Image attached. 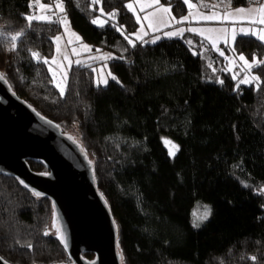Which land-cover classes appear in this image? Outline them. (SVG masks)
Instances as JSON below:
<instances>
[{
	"label": "trees",
	"instance_id": "obj_1",
	"mask_svg": "<svg viewBox=\"0 0 264 264\" xmlns=\"http://www.w3.org/2000/svg\"><path fill=\"white\" fill-rule=\"evenodd\" d=\"M35 1L0 0V72L63 133L76 124L97 191L117 226L122 264H264V63L252 69L260 78L257 87L236 85L226 72L223 83L208 80L204 58L188 43L200 49L203 36L186 31L132 46L114 27L122 25L126 34L136 30L129 0H61L93 51L115 55L109 66L119 81L96 85L97 63L72 65L61 96L43 60L53 55L62 25L29 23ZM227 1L233 7L256 2ZM159 3L177 19L189 10L184 0ZM99 7L115 10L116 19L92 24ZM17 33L22 35L10 50ZM233 46L250 59L264 56L263 42L253 36H237ZM162 135L177 142L173 157ZM28 164L37 173L48 171ZM199 201L211 214L194 227ZM53 214L51 199L0 174V256L9 264H72L57 235H44Z\"/></svg>",
	"mask_w": 264,
	"mask_h": 264
},
{
	"label": "water",
	"instance_id": "obj_2",
	"mask_svg": "<svg viewBox=\"0 0 264 264\" xmlns=\"http://www.w3.org/2000/svg\"><path fill=\"white\" fill-rule=\"evenodd\" d=\"M0 74H2L0 72ZM28 161L48 171H33ZM0 174L51 199L53 224L72 264H122L117 226L80 144L0 81ZM94 254L87 260L84 254ZM0 264H9L0 256Z\"/></svg>",
	"mask_w": 264,
	"mask_h": 264
},
{
	"label": "rangeland",
	"instance_id": "obj_3",
	"mask_svg": "<svg viewBox=\"0 0 264 264\" xmlns=\"http://www.w3.org/2000/svg\"><path fill=\"white\" fill-rule=\"evenodd\" d=\"M185 1V0H184ZM160 2V0H159ZM132 3L134 10H135V14L133 11H131V13L133 14V17H135L136 19V15H139L141 17V22L144 25L143 31L147 32V35L143 36V41L145 39H147V37L149 36H153L154 34H159L158 36L161 38L163 36H165L163 33L165 32H175L178 29H184L185 31H188V29H196V33H202L201 36L204 37H210L212 39H215L217 36H219V39L216 40V47L224 52V55L221 56L219 55V53L217 51H215L212 47V43L210 39H206V42L204 45H202V48L198 49L197 47L193 46L192 44H189V46H191L190 48H192V50L196 53L201 55V58H204V67L203 69L205 70V74H204V78L208 79V80H214L217 82L222 81L223 79L220 77L221 72H226L228 73L229 77L231 79H233V74L238 73L239 75L236 76V79H233L236 81V85H238L239 80L243 79L245 75H249L251 76H257L256 73L254 71L249 70L248 72L242 71L241 68V64L242 62L238 60V56L242 53H237L234 52V42L231 37L233 35V29H235L236 32V37L237 36H246L241 32V29H243L245 32H247L248 30H258L261 28H264V24H260L258 22L253 23V21H258L260 19V13L257 11V9H259L261 6H264V0H256V2L254 4L251 5H247V6H238V7H233L231 5V2L227 1V0H198V1H193V0H188L187 6L189 7V4L192 5V7H189V11L184 14V16L179 17L178 19L175 18V16H173L171 10L168 13H162L157 11V9L161 8V7H167L170 9V6L167 5H162L159 3V5H153L152 9L146 10V11H140V5L141 4H149L152 3V0H129L127 4ZM44 5L43 8H40V5ZM57 4H62L61 0H58L57 2H55L54 4L51 2H47L44 0H36L34 2V8H33V14L32 16H40V17H48L49 19H40V20H44V21H51V20H61L63 18L66 17L67 19V25H62V29L60 34L56 35L55 37H60L61 39L57 42L55 40V37L53 38V43H54V51H53V55L50 56L49 58H44V59H48L51 60L53 56L56 57L57 62L64 64V70L63 72L60 71V69H58L56 67V65H52V67L57 71L58 76L57 79H60L65 73L66 76L68 78V72L70 70V68L72 67V65H77V64H94L93 70L95 69V71H93L94 74V82L96 85L97 84V80L98 79H103V78H107L108 81L111 80V77H109L107 74L110 72L113 76L116 77V74L113 73L110 70V66H109V60L111 58H113L115 55L113 53H111L110 51H106L104 50L103 52L100 51H93V46L88 43L87 41H84L80 35V33L78 31H76V29H74V27L72 26L70 20L68 19V17L66 16V14L64 13V9L63 12H60L57 10L56 5ZM63 6V4H62ZM103 9V8H102ZM146 9V8H145ZM240 9H243V11H238ZM101 7H99V13L98 15L94 16L93 19L99 17L101 21H108L109 18V14L113 13L116 11H110V12H105L103 10V15H101ZM148 13H155V16L153 17V19L155 21H163V23L159 26V30L158 33H154L157 32V30L155 29H150L148 27V22L143 20V17L145 15H147ZM227 15V18L225 19L224 16L225 14ZM214 16V19H208L205 20L203 19L204 16ZM172 16V17H171ZM187 17V20H184V18ZM173 18V19H172ZM116 19V16L115 18ZM112 19V20H114ZM181 20V21H180ZM180 21V25H175V23H178ZM99 26V25H97ZM0 27H1V23H0ZM118 27V26H116ZM168 27V28H167ZM141 28V24L138 23L136 30L126 34L124 29L122 28L123 31V35H127L129 37V39H131L133 41V43H135L136 41H140L137 40L136 36L134 35V33H136L139 29ZM120 32V31H119ZM121 33V32H120ZM184 33V32H183ZM78 35L81 40L79 42H77L75 40V35ZM251 36V35H249ZM176 38H180L181 35L179 36H173ZM255 37V36H253ZM152 39H150V41H154L156 39H154L153 37H151ZM257 38V37H255ZM225 39H227V44L225 43ZM69 41H72L71 44H69ZM158 41V40H156ZM85 44L87 46H89V48L91 49V51H86L84 49H82L80 47V45ZM57 44H59V48H60V53L57 54L56 53V46ZM264 44V42H263ZM221 45H225L227 46L226 48ZM73 48H75L77 50V52L79 53L78 55H73ZM212 51V53L210 52V54H206L205 51L206 50H210ZM213 49V50H212ZM67 56L69 58V60L71 61V63H67L64 61V56ZM244 55V54H243ZM102 56H109L111 58L105 60V59H101L100 57ZM246 57V56H245ZM257 58L258 61H263L264 60V56L262 59H260L259 57L255 56ZM246 59L251 63L253 59H250L248 57H246ZM232 61V64L230 65L231 67V71L227 70L229 67V61ZM77 61H79L80 63H77ZM106 65V67H105ZM48 66V65H47ZM255 68V67H254ZM52 76V75H51ZM67 82V80H66ZM259 82H260V78H259ZM252 85H254L255 87H257L259 85V83L257 82H252L250 83ZM102 86H106L105 84H99ZM239 85H249V84H239ZM66 88V83L64 84V89ZM67 135L69 134L73 140H76L79 144H80V140H79V135H78V129L76 127V124L72 125V128H68L65 129ZM163 139H162V143L164 145V147H166L167 149V153L169 155V146H166L165 144V140L167 141H171L172 144L177 145V142L175 140H172L171 137L166 136V135H162ZM178 146V145H177ZM179 148V147H178ZM177 152V151H176ZM175 152V153H176ZM170 156V155H169ZM173 157V156H170ZM262 187V192H264V186ZM205 206H207L205 203L199 201L194 210H193V217L195 219L196 222H200L202 223V221H198V217L205 211ZM208 208V206H207ZM199 223V225H201ZM48 233L50 235H55L56 234V229H54V225L52 224V221L50 222V225L48 226Z\"/></svg>",
	"mask_w": 264,
	"mask_h": 264
},
{
	"label": "snow or ice",
	"instance_id": "obj_4",
	"mask_svg": "<svg viewBox=\"0 0 264 264\" xmlns=\"http://www.w3.org/2000/svg\"><path fill=\"white\" fill-rule=\"evenodd\" d=\"M94 3H100L101 0H93ZM185 3H188V0H185ZM159 4V0H152V3H149V4H141L140 5V11H144L145 8H151L153 7V5H158ZM44 5H40V8H43ZM126 7L128 8L129 11H133L134 14H135V10H134V7H133V4L132 3H129L126 5ZM189 7L191 8L192 5L189 4ZM56 8L58 11L60 12H63V6L62 4H57L56 5ZM157 11L159 12H162V13H168L170 11L169 8L167 7H161L159 9H157ZM238 11H243V9H240ZM257 11L260 13V19L258 21H253V23H260V24H264V6H261L259 9H257ZM101 12V15H103V9L101 8L100 10ZM227 13L225 14L224 18L226 19L227 18ZM116 16V13L113 12V13H110L109 14V18L110 19H114ZM155 16V13H148L147 15H145L143 17V20L144 21H147L148 22V27L150 29H155V30H159V26L163 23V21H155L153 19V17ZM215 17L214 16H204L203 19L205 20H208V19H214ZM34 19H49L48 17H40V16H32V15H28L26 16V20L30 23L31 21H33ZM136 19H137V23H140L141 24V28L136 32L134 33V35L136 36L137 40H142L143 39V36L147 35V32L143 31V28H144V25L143 23L141 22V17L139 15H136ZM188 18L185 17L184 20H187ZM62 25H67V19L66 17L61 19L59 21ZM92 24L94 25H99V26H104L105 23H107V21H101L99 17L93 19L91 21ZM114 27H116L114 25ZM122 28L123 26H118L116 27V30L117 31H120L121 34L123 35V31H122ZM185 30L184 29H178L177 31L175 32H165L164 35L166 37H173V36H179V35H182V33L184 32ZM188 31H192V32H196L197 30L196 29H188ZM233 31V35L231 37V39L233 41H235L236 39V32H235V29L232 30ZM241 32L244 34V35H251V36H255L257 37V39H259L260 41L264 42V28H261V29H258V30H248L247 32H245L243 29H241ZM202 35V33H199ZM0 35H3V33H0ZM22 35V33H17L16 35H13L11 37V41H12V44H11V49L10 50H15L16 49V41L17 39L20 38V36ZM75 35V34H73ZM124 38L128 41V44L129 45H132L134 46L133 44V41L131 39H129V37L127 35L124 36ZM61 38L58 36V37H55V40L58 42ZM156 40L160 39L159 36H157L155 38ZM205 39H210L211 40V43H212V47L215 51H217L219 53V55L223 56L224 55V52L219 50L217 47H216V40L219 39V36H217L215 39H212L210 37H205ZM75 40L77 42H79L81 40V38L78 36V35H75ZM154 42V41H153ZM227 39H225V43L227 44ZM72 41H69V44H71ZM189 44H191V41L188 42ZM80 47L86 51H91V49L89 48V46L85 45V44H82L80 45ZM73 55H78L79 53L77 52V50L75 48H73ZM99 51V50H97ZM56 53L59 54L60 53V48H59V44H57L56 46ZM195 54V53H194ZM32 57L34 59H39V54L36 53V52H32L31 53ZM101 59H109L111 57L109 56H102L100 57ZM238 60L242 62L241 64V68H242V71H245V72H248L249 70H251L252 68L258 66L259 64L261 63H264V61H258L257 58L254 56L253 57V60L252 62L250 63L246 57L243 55V54H240L238 56ZM64 61L67 62V63H71V61L69 60V58L65 55L64 56ZM43 63L48 65V70H49V73L52 75V83L54 85V87H56L58 89V91L60 92V95L63 96L64 95V84L66 83V80H67V76H66V73L60 78V79H57V76H58V73L57 71L52 67V65H56V67L58 69H60L61 72H63L64 70V64H61V63H58L57 62V59L55 56L52 57L51 60H48V59H44L43 60ZM77 63H80L79 61H77ZM232 64V61L230 60L229 61V67L227 70L231 71V67L230 65ZM106 67V65H105ZM95 71V69L93 70ZM109 77H111L112 80H117V78L115 76H113L110 72L107 74ZM239 75L238 73H235L233 74V79H236V76ZM5 80V77L3 74H0V81H3ZM257 82L259 83V77L257 76H249V75H245L243 79L239 80L238 82V85L239 84H250L252 82ZM117 82L119 83V81L117 80ZM107 84L108 83V79L107 78H103V79H98L97 80V84ZM220 83H223V81H220ZM166 146H169V155L170 156H174L175 155V152L179 150L178 146L175 145V144H172L171 141H167L165 140L164 141ZM35 195L39 196L40 194L39 193H35ZM211 214V210L209 208H207V206H205V211L198 217V221H203V220H206L209 215ZM194 227H199V223H194L193 225ZM44 235H49L48 232H45ZM57 238L61 240V243H64V239L63 237L60 235L59 233V230H57ZM28 247H31V245H28ZM255 259V258H253Z\"/></svg>",
	"mask_w": 264,
	"mask_h": 264
},
{
	"label": "crops",
	"instance_id": "obj_5",
	"mask_svg": "<svg viewBox=\"0 0 264 264\" xmlns=\"http://www.w3.org/2000/svg\"><path fill=\"white\" fill-rule=\"evenodd\" d=\"M159 5V4H158ZM153 7H151V8H146L144 11H146V10H149V9H152ZM188 9H189V7H188ZM171 10V9H170ZM189 11V10H188ZM172 17V16H171ZM173 19V18H172ZM181 21V20H180ZM180 21L177 23V25H180ZM176 25V23L174 24V26ZM168 28V27H167ZM184 32H186V31H184ZM189 32H191V31H189ZM154 33H158V31L157 32H154ZM196 33V32H195ZM159 34H161V33H158V34H154L153 36H149V37H147V39H152L151 37H153L154 39L159 35ZM164 34V33H163ZM198 34V33H197ZM200 35V34H199ZM201 36V35H200ZM163 37H166V36H163Z\"/></svg>",
	"mask_w": 264,
	"mask_h": 264
}]
</instances>
